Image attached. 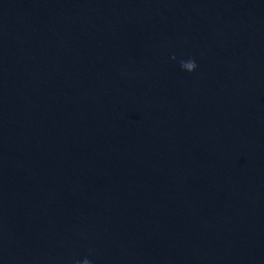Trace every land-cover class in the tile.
<instances>
[{
	"label": "water",
	"instance_id": "water-1",
	"mask_svg": "<svg viewBox=\"0 0 264 264\" xmlns=\"http://www.w3.org/2000/svg\"><path fill=\"white\" fill-rule=\"evenodd\" d=\"M0 264H264V0H0Z\"/></svg>",
	"mask_w": 264,
	"mask_h": 264
}]
</instances>
